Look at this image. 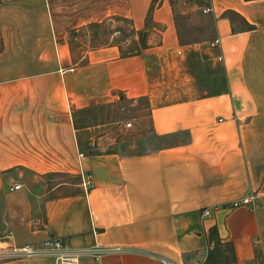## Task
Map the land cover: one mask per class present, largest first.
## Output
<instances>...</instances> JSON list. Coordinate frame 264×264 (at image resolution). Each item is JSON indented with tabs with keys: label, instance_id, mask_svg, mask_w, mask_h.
<instances>
[{
	"label": "crops",
	"instance_id": "1",
	"mask_svg": "<svg viewBox=\"0 0 264 264\" xmlns=\"http://www.w3.org/2000/svg\"><path fill=\"white\" fill-rule=\"evenodd\" d=\"M207 2L212 36L183 42L174 0H0V186L16 226L6 243L57 237L109 249L101 264H161L149 253L206 264L217 232L231 264H264V0ZM91 26L113 29L110 41L93 43ZM144 98L167 144L106 151L112 122L83 124L90 110ZM43 177L68 178L51 188L66 193H39ZM244 197L254 206L231 207Z\"/></svg>",
	"mask_w": 264,
	"mask_h": 264
},
{
	"label": "rangeland",
	"instance_id": "2",
	"mask_svg": "<svg viewBox=\"0 0 264 264\" xmlns=\"http://www.w3.org/2000/svg\"><path fill=\"white\" fill-rule=\"evenodd\" d=\"M174 2L178 12L177 20L183 42L202 41L212 36L214 22L211 18L206 17L207 13L204 12L206 0H174ZM90 28L95 36V42L93 43L97 44L108 43L114 32L110 27L98 29L91 26ZM121 39L122 37H118L114 40L120 41ZM136 50H141V47L137 43L129 46L126 52H134ZM86 118L89 123H93L99 118L101 121L112 122L107 128L112 131L111 136L113 140L109 141V143H113L114 145L106 148V151H118L123 154L140 153L147 151L150 147H158L159 144L168 143L167 139L157 138L152 132L149 102L146 98L136 101L124 99L107 111L103 108L90 110ZM130 121L133 122V127H127L126 124ZM152 140H156L154 145L149 144V141ZM174 141L173 139L169 140V142ZM51 179L52 177L35 178L32 184H36V190L39 193H46L47 198L65 194L67 191L64 189L65 186L53 191L51 188L57 182L66 181L68 178L59 177L55 180ZM9 191V188L0 186V243L9 241L14 235L13 232L16 228V226L11 224V212L7 206V194ZM212 210L214 209L212 208Z\"/></svg>",
	"mask_w": 264,
	"mask_h": 264
},
{
	"label": "built area",
	"instance_id": "3",
	"mask_svg": "<svg viewBox=\"0 0 264 264\" xmlns=\"http://www.w3.org/2000/svg\"><path fill=\"white\" fill-rule=\"evenodd\" d=\"M212 11V7L208 6L204 8L205 13H210ZM118 34H120L118 32ZM220 40H216V44H219ZM180 55L182 51L178 52ZM127 127H132L133 123L128 122ZM93 175L83 174L82 175V184L85 190H89L92 185ZM22 188L21 184H15L11 190H19ZM255 197H244L242 199L236 200L231 203L232 208H239L242 206H250L253 207L255 204ZM212 208H207L204 210L203 216L207 217L212 214ZM6 242L0 243V262L8 259H17L24 257H36V256H48L51 257L54 261V264H81L82 258L85 256L93 257L99 264L105 254L110 252L109 249L103 248L100 244L96 243L94 246L79 250H72L68 241L57 238V237H49L40 245H31L26 244L24 246L5 244ZM214 243L210 245V249L213 247ZM114 250H120V248H115ZM151 257L157 259L161 264H204L203 261H195L189 263H178L171 258H168L163 255H159L156 253H149Z\"/></svg>",
	"mask_w": 264,
	"mask_h": 264
},
{
	"label": "trees",
	"instance_id": "4",
	"mask_svg": "<svg viewBox=\"0 0 264 264\" xmlns=\"http://www.w3.org/2000/svg\"><path fill=\"white\" fill-rule=\"evenodd\" d=\"M207 1L208 0H206L205 6L209 5V2H207ZM150 16H151V14H150ZM228 16L233 21L237 20V17H240L235 12L228 13ZM146 37H147V33H142L141 34L140 41H141V43L143 45H145ZM82 113L83 114H85V113L87 114V111H83ZM87 123H89V122L87 121V118L85 117L84 121H83V124H87ZM211 242H214L215 246L213 247V249H211L209 251L206 264H231V263H235L236 255H235V250H234V246H233L232 243L223 242L221 240V238L219 237V235L217 234V232H214L212 234Z\"/></svg>",
	"mask_w": 264,
	"mask_h": 264
}]
</instances>
